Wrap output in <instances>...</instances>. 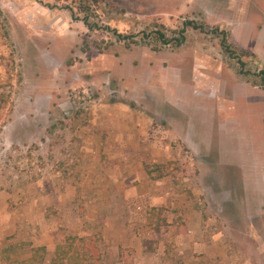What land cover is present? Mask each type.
Instances as JSON below:
<instances>
[{
  "label": "rangeland",
  "instance_id": "374dc122",
  "mask_svg": "<svg viewBox=\"0 0 264 264\" xmlns=\"http://www.w3.org/2000/svg\"><path fill=\"white\" fill-rule=\"evenodd\" d=\"M187 19L207 27L157 39ZM262 71L264 0H0V191L76 185L69 209L94 216L78 225L127 226L167 209L135 194L148 171L157 196L196 198L228 246L218 264H264ZM115 178L124 197H93Z\"/></svg>",
  "mask_w": 264,
  "mask_h": 264
},
{
  "label": "crops",
  "instance_id": "0c3cea01",
  "mask_svg": "<svg viewBox=\"0 0 264 264\" xmlns=\"http://www.w3.org/2000/svg\"><path fill=\"white\" fill-rule=\"evenodd\" d=\"M147 177L151 178L148 171L140 174L148 190L138 185L135 194L149 197L151 206L163 202L167 209L138 212L134 218L139 222L127 226L120 223L92 229L78 225L82 218L94 216L69 209L67 201L77 194L76 185L68 189L66 184L53 183L36 197H7L0 191V264H218L228 246L220 231H207L202 211L189 206L196 198L173 197L172 193L157 196L155 189H149L153 183ZM124 186L122 178L109 179L102 190L91 194L124 197ZM154 213L159 222H152ZM71 217L74 226L60 228V220L70 221Z\"/></svg>",
  "mask_w": 264,
  "mask_h": 264
},
{
  "label": "trees",
  "instance_id": "16d2710c",
  "mask_svg": "<svg viewBox=\"0 0 264 264\" xmlns=\"http://www.w3.org/2000/svg\"><path fill=\"white\" fill-rule=\"evenodd\" d=\"M83 22L85 25H87L89 29H91V25L89 24L88 19L86 17L83 18ZM189 27L193 29L204 30L207 25L204 23H197V21L192 19H187L183 21L182 26L179 29L173 30L170 36H167L166 33L161 32L160 30H156L154 31V33L157 34V39L161 41L163 45L181 46L186 40L185 33L186 29ZM211 32L220 38L219 44L223 53L229 58L236 59L239 62L240 53L237 51L235 46L230 41H228V32L219 26L213 27L211 29ZM118 36L122 35L118 34ZM238 72L243 75L250 74L249 71H245L242 67L239 69ZM262 74V80H264V71H262Z\"/></svg>",
  "mask_w": 264,
  "mask_h": 264
}]
</instances>
